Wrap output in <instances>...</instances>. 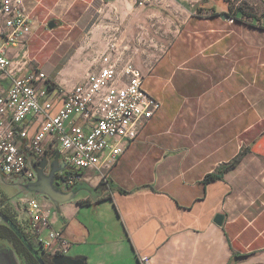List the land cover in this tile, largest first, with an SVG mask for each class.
Segmentation results:
<instances>
[{
    "label": "crops",
    "instance_id": "0c3cea01",
    "mask_svg": "<svg viewBox=\"0 0 264 264\" xmlns=\"http://www.w3.org/2000/svg\"><path fill=\"white\" fill-rule=\"evenodd\" d=\"M70 1L67 12L87 3L82 17H96L108 43L117 38L162 107L109 171L84 173L89 193L60 211L38 199L51 210L44 238L61 231L68 256L87 264H264V14L228 25L222 0ZM51 2L65 0L25 5L35 17ZM194 3L210 15L197 19ZM157 5L186 14L182 34L198 36L159 42ZM240 152L221 180L205 182Z\"/></svg>",
    "mask_w": 264,
    "mask_h": 264
},
{
    "label": "built area",
    "instance_id": "2783aa9c",
    "mask_svg": "<svg viewBox=\"0 0 264 264\" xmlns=\"http://www.w3.org/2000/svg\"><path fill=\"white\" fill-rule=\"evenodd\" d=\"M152 0H137L139 7ZM33 17L25 0H0V171L6 177L30 181L35 173L28 158L39 163L59 150L70 171L68 185L81 183L84 173L110 170L160 111L162 102L145 87V76L131 60H124L116 37L100 59V68L70 91L52 87L46 73L28 67L27 44ZM14 52L9 55V50ZM16 57H21L14 63ZM19 217L27 234H36L50 256H68L72 245L50 227V211L38 199L20 201ZM141 264H150L142 257Z\"/></svg>",
    "mask_w": 264,
    "mask_h": 264
},
{
    "label": "rangeland",
    "instance_id": "374dc122",
    "mask_svg": "<svg viewBox=\"0 0 264 264\" xmlns=\"http://www.w3.org/2000/svg\"><path fill=\"white\" fill-rule=\"evenodd\" d=\"M222 1L224 13L228 16L237 15L240 20L236 21L240 23H252L255 18H261L264 14L262 0ZM70 3V0H65L60 8L55 7L53 2L41 6L38 10L39 13L35 17L32 16L34 18L33 29L29 41L20 47L24 51L28 50V67L38 68L46 73L49 79L64 91L72 90L75 86L83 83L90 73L96 72L100 68V59L108 51L107 35L100 29L98 30V27L94 28L93 23L97 18H91L88 13L82 17L85 8H87V3L79 1L75 3L72 11L67 12L66 9ZM192 5H194L193 12L197 19L210 15L205 11L206 8L203 5L198 3ZM157 7L162 12L158 18L156 34H154L159 42L171 44L181 38H184V41H190L198 36L182 34L185 27L189 25L186 14L183 17L177 13L173 14L165 6L157 5ZM52 20L58 22V27L54 30L48 28V23ZM224 21L228 25L237 23ZM116 23L118 24V22ZM191 24L199 27L202 23L195 20ZM117 37H119V31ZM146 50V48L143 49L140 58L146 57ZM13 52L14 50L10 49L9 55ZM163 53L162 50L159 51L160 56ZM20 58L16 57L14 63H17ZM6 86H8L7 81H0V90ZM16 205L20 207L19 202ZM3 243V240H0V245Z\"/></svg>",
    "mask_w": 264,
    "mask_h": 264
},
{
    "label": "flooded vegetation",
    "instance_id": "af4514ba",
    "mask_svg": "<svg viewBox=\"0 0 264 264\" xmlns=\"http://www.w3.org/2000/svg\"><path fill=\"white\" fill-rule=\"evenodd\" d=\"M55 152L56 150L47 153L45 156L49 160V164H50V167L45 170V173L48 175L53 169V165L51 166V164L57 158ZM62 159L63 158L61 156V160ZM59 167L60 166L56 165V168ZM69 171L70 169L67 166V168L64 171H60L53 176L54 187H56L57 190L60 189L67 190V192L81 191L80 192L81 194L82 191H84L83 185L81 183H76L74 185H68L66 183V178L67 175L69 174ZM0 175L2 176L3 179V182L0 183V202H2V205L0 206V229L4 230L5 228H7L9 232H12L15 224L14 221H17L19 224L18 218L24 217L26 215L25 212L26 206H23L20 201L33 199V198L40 199L37 196L26 191L23 187H21L23 184L27 182H33L37 180V176L35 174V177L32 180L28 181L23 177H6L3 175L1 171H0ZM61 183H63V185H60ZM86 190L87 189H85V191ZM17 202H19L20 207L16 205ZM2 218H6L8 220V223H4L2 221ZM27 239L28 242L31 243V245L33 246L32 256L35 257L37 261L39 257L42 259V261L45 264H55L54 258L57 256L52 257L44 250V247L37 238L36 234L33 233L28 234ZM0 240H3L4 242L3 244L0 245V253H4L7 250L13 249L17 253L21 264H29L26 255H24V253L21 252L18 253V251L15 249L16 245L11 237L9 236L5 238L0 237Z\"/></svg>",
    "mask_w": 264,
    "mask_h": 264
},
{
    "label": "water",
    "instance_id": "95a60500",
    "mask_svg": "<svg viewBox=\"0 0 264 264\" xmlns=\"http://www.w3.org/2000/svg\"><path fill=\"white\" fill-rule=\"evenodd\" d=\"M221 18L224 20L230 19V17L224 13L221 15ZM58 27V22L55 20H52L48 23V28L50 30H54ZM56 159L51 164L53 165V169L48 174L45 173V170L50 167L49 160L44 157L39 163L36 162L34 157H29V165L34 171V173L37 176V180L33 182H27L23 184L21 187H23L26 191L29 193L37 196L40 199L46 200L51 202L57 211H60V207L64 204L76 201L80 198L81 194L79 191H70L67 192V190L60 189L57 190L56 187H54L53 184V176L60 172L64 171L67 168V163L62 159L61 160V152L59 150H56L55 152ZM56 165L60 166L59 168H56ZM3 182L2 176L0 175V183ZM60 185H63L61 183ZM83 185L84 190L87 189V185ZM83 192V191H82ZM87 193H89L86 190ZM2 221L4 223H8V220L6 218H2ZM224 221L223 215H217L215 218V222L219 225H221ZM38 238V236H37ZM38 262L40 264H45L41 258L38 257ZM55 264H87L84 259H76L70 256H57L54 258ZM0 264H21L19 257L15 250H7L4 253H0Z\"/></svg>",
    "mask_w": 264,
    "mask_h": 264
},
{
    "label": "trees",
    "instance_id": "16d2710c",
    "mask_svg": "<svg viewBox=\"0 0 264 264\" xmlns=\"http://www.w3.org/2000/svg\"><path fill=\"white\" fill-rule=\"evenodd\" d=\"M242 12V11H241ZM242 15H243V12H242ZM230 19H235V20H240V17H238L237 15H229ZM52 84V87H55L57 88L58 86L51 82ZM245 155V152H240L239 155H237L233 161L231 163H229L228 165H225L223 167H221L218 172L216 174H211V175H208L206 178H205V182L206 183H210V182H213V181H216V180H221L223 175L231 170L232 168H234L237 164H239L241 162V160L243 159ZM81 184H84V183H81ZM2 205V202H0V206ZM15 224H14V229L12 232H9L7 228H5L4 230L3 229H0V237L2 238H5L7 236L11 237L14 242H15V245H16V250L21 253H24V255H26L27 257V260H28V263L29 264H40L37 259L35 257L32 256V249H33V246L31 245V243L28 242V234L24 231V229L18 224L17 221H14Z\"/></svg>",
    "mask_w": 264,
    "mask_h": 264
}]
</instances>
